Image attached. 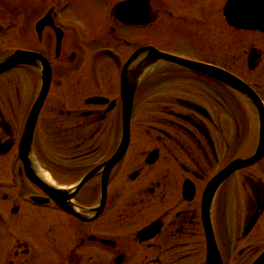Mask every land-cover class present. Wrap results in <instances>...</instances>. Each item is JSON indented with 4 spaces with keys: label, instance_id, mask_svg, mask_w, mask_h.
I'll return each instance as SVG.
<instances>
[{
    "label": "flooded vegetation",
    "instance_id": "flooded-vegetation-1",
    "mask_svg": "<svg viewBox=\"0 0 264 264\" xmlns=\"http://www.w3.org/2000/svg\"><path fill=\"white\" fill-rule=\"evenodd\" d=\"M113 1L44 0L38 17L15 7L17 0H0V62L17 50L35 52L51 76L31 146L26 127L37 73L18 66L0 74L2 264H206L208 184L256 148L246 107H220L231 122L209 120L206 106L188 104L206 101L203 83L196 80L194 90L191 74L157 66L136 92L144 102L154 89L155 114L132 120L126 154L107 173L100 169L122 142L121 77L134 53L153 46L206 63L203 4L176 0L165 9L150 0V24L127 25ZM92 2L100 10L73 13ZM147 54L131 64H138L131 79L151 61ZM49 146L58 147L59 159ZM210 216L224 264H252L264 252V159L230 175Z\"/></svg>",
    "mask_w": 264,
    "mask_h": 264
},
{
    "label": "rangeland",
    "instance_id": "rangeland-1",
    "mask_svg": "<svg viewBox=\"0 0 264 264\" xmlns=\"http://www.w3.org/2000/svg\"><path fill=\"white\" fill-rule=\"evenodd\" d=\"M19 2H17V6L15 5V7L17 8H26V9H32L34 14L38 13V17L40 16L39 14L42 12H44V0H37V1H32V0H17ZM118 0H114L113 2L115 3ZM206 1L208 2L209 0H196V2L200 5L203 4V2ZM222 0H213V4H220ZM176 0H157V4L158 6H162L165 9H169L170 7H172L175 4ZM25 3V4H24ZM94 9H99L100 10V5L97 3H90L86 5L81 4L78 7H72L73 13L75 15H79L83 14L84 17H87L89 15H91L93 13ZM209 12V9H206V13ZM99 14V13H98ZM37 21V18L32 19L31 24H35V22ZM153 35V34H152ZM227 35H230L229 32H227ZM155 37V35H154ZM153 38V37H152ZM230 37H227V40ZM157 39V38H156ZM209 35L206 34V45L209 42ZM14 41V40H13ZM230 41V40H229ZM231 41H235V39H231ZM231 42V43H232ZM249 43H257L261 46V48L263 49L262 51H264V36L262 35H252V34H248L245 35L243 37V40L241 43H237L236 46L234 45H230L231 48V52L229 47L226 48L227 53L226 54H222V55H216L212 56L210 54L207 53V49H206V60L207 61H211L214 64H217L219 66H223L224 68H228L231 71H234V73H236L238 76H241L245 81H247L248 83H250L255 89L256 91L260 94V96L262 97V99L264 100V60L262 61L261 67L257 68L255 71L249 73L248 68H247V54L246 52H248V44ZM15 44V42H14ZM16 44H20L19 42H16ZM240 44L241 48L238 46ZM213 45V44H212ZM211 53V52H210ZM223 56V57H222ZM149 77H153V76H149ZM178 81H186V80H179ZM151 82L153 83L154 80H151ZM217 87V86H216ZM206 90H208V88H205ZM153 88L149 89L148 91L153 92ZM35 90H33L32 92H34ZM224 91L223 88L221 87H217L216 91L215 90H210V93H212V95L218 99L220 105L225 106V99L223 98L224 93L222 92ZM154 96V94H153ZM146 98H148L147 101V105L149 103H151L152 100V94H150V96H146L145 95V102H146ZM242 100L241 104L242 107H253L246 99L240 97ZM239 98V99H240ZM143 97L141 96L138 102V106L137 107H141L139 110V117L136 121H143V120H148L149 117L152 115L153 112H150L151 108H145V107H153V103H151L150 105L146 106L145 104H143ZM144 107V108H143ZM233 107V106H231ZM211 110L214 112L216 110V107H211ZM212 112V113H213ZM146 116L145 118L142 116ZM220 117L223 118V122H231L233 119H231V117L227 115H223L220 114ZM218 121V120H216ZM57 146H49L50 152H47L50 157H52L53 160L59 159L60 157H58V153L59 150H57ZM45 150V149H44ZM46 154V153H45ZM54 154V155H53ZM47 155V154H46ZM73 176V175H71ZM239 193V192H238ZM230 198L229 201L234 202L236 201L234 198V192H230ZM238 202L235 203H241L240 200H237ZM234 253H237L235 256L232 257V260H238V252L235 251ZM5 257V252L0 254V264H2V260ZM234 262V261H232Z\"/></svg>",
    "mask_w": 264,
    "mask_h": 264
},
{
    "label": "water",
    "instance_id": "water-1",
    "mask_svg": "<svg viewBox=\"0 0 264 264\" xmlns=\"http://www.w3.org/2000/svg\"><path fill=\"white\" fill-rule=\"evenodd\" d=\"M228 17L230 18L229 15ZM29 63L33 64L34 63L33 59L30 58ZM189 67L194 68L195 70H198L200 72H203L207 76H210L218 81H221L229 85L233 89L247 95L257 107H260L261 124H262L261 146H263L264 148V111L261 108L263 106L260 100L252 93V91L245 84H243L240 80L218 69L208 67V66L205 67L201 65H196V64H189ZM129 90H131V92H129L128 94H125V99L127 100L126 103L129 104L130 106L128 114H125V121L128 123L130 122V118H131V112H132L131 107L133 104V97H134V94L132 92L133 89H129ZM43 101H44V87L42 89L39 101L37 102V107H40L43 104ZM31 140H32V137H31ZM243 166H245V164L238 165V167H235V169L241 168ZM232 168H231V171L235 170ZM231 171L227 170L226 172L220 174L217 178L214 179V181L211 183V186H210V198L213 196V193L214 191H216V188L225 180V178L229 175ZM90 177H91V174L88 176V178ZM210 246L211 248H210V257H209L208 264H222L219 252L216 248L214 241L211 243ZM255 264H264V254L255 262Z\"/></svg>",
    "mask_w": 264,
    "mask_h": 264
},
{
    "label": "bare ground",
    "instance_id": "bare-ground-1",
    "mask_svg": "<svg viewBox=\"0 0 264 264\" xmlns=\"http://www.w3.org/2000/svg\"><path fill=\"white\" fill-rule=\"evenodd\" d=\"M44 178H45V176H44ZM46 179H48V177H46Z\"/></svg>",
    "mask_w": 264,
    "mask_h": 264
}]
</instances>
